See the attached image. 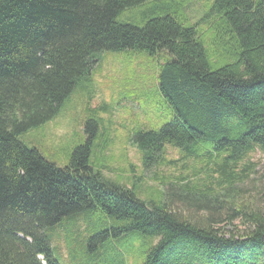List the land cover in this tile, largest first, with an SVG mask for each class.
Here are the masks:
<instances>
[{
  "label": "trees",
  "instance_id": "obj_1",
  "mask_svg": "<svg viewBox=\"0 0 264 264\" xmlns=\"http://www.w3.org/2000/svg\"><path fill=\"white\" fill-rule=\"evenodd\" d=\"M192 1L204 10L195 21ZM120 51L167 53L156 79L171 118L133 133L142 165L174 164L163 156L171 145L203 163V186L182 176L145 200L136 184L103 176L92 162L96 109L62 167L19 140L60 113L101 53ZM256 148L264 150V0H0V264H62L51 233L79 217L83 244L117 260L123 245L112 238L137 233L150 244L142 264H264V209L234 196ZM234 220L240 233L215 227Z\"/></svg>",
  "mask_w": 264,
  "mask_h": 264
},
{
  "label": "rangeland",
  "instance_id": "obj_2",
  "mask_svg": "<svg viewBox=\"0 0 264 264\" xmlns=\"http://www.w3.org/2000/svg\"><path fill=\"white\" fill-rule=\"evenodd\" d=\"M186 11L192 21L204 13L198 1H192ZM139 18V14H136L131 21L138 22ZM117 19L123 21L125 18ZM166 55L164 51L152 55L130 51L101 53L92 66L91 75L76 87L60 113L46 124L18 135L19 140L62 167L67 164L74 147L90 135L85 131V125L91 112L86 110L96 109L100 119V135L92 153V162L103 176L114 182L136 184L137 194L145 200L166 190V185L171 182L183 184L184 181L179 179L182 176L203 186L209 180L201 172L203 163L200 160L182 158L176 147L167 144L163 156L174 160V164L144 167L141 152L132 141L133 133L139 128L158 126L171 118L165 98L158 93L156 79L159 64ZM246 159L254 172L248 180L235 187L234 196L236 199L250 198L264 209V150L256 148ZM170 207L178 209L182 205L178 200H173ZM222 218L226 216L222 215ZM220 226H224L225 235L240 233L244 229L239 220L231 223L224 221L215 227ZM85 236L82 217L54 228L51 245L62 264H142L150 245L137 233H130L125 239L112 238L114 245H123L122 259L117 260L114 250H97V245L83 244ZM70 251L74 255L73 260L66 258Z\"/></svg>",
  "mask_w": 264,
  "mask_h": 264
}]
</instances>
